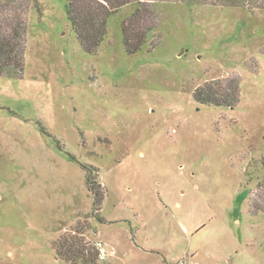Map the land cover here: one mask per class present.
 Returning <instances> with one entry per match:
<instances>
[{"label":"rangeland","instance_id":"1","mask_svg":"<svg viewBox=\"0 0 264 264\" xmlns=\"http://www.w3.org/2000/svg\"><path fill=\"white\" fill-rule=\"evenodd\" d=\"M66 7L31 0L25 71L0 77V264H73L61 237L96 264H264V11L157 1L129 54L137 3L94 52ZM212 79L234 106L195 100Z\"/></svg>","mask_w":264,"mask_h":264},{"label":"trees","instance_id":"2","mask_svg":"<svg viewBox=\"0 0 264 264\" xmlns=\"http://www.w3.org/2000/svg\"><path fill=\"white\" fill-rule=\"evenodd\" d=\"M157 1H189L206 4L214 8L237 7L250 12L264 11V0H67V15L81 46L87 52H94L108 33V20L126 5L137 3L135 10L123 21L122 32L125 49L134 54L145 45L148 34L156 24L153 5ZM31 0H0V77H21L26 67L27 33ZM239 81L212 79L196 88L194 98L198 103L232 107L239 100ZM88 186L93 191L95 208L101 209L106 189L100 191L95 176L88 175ZM94 184H97L95 188ZM66 237L54 242L60 259L77 264H96L100 260L99 249L80 248L75 259L64 255L71 253L72 246ZM71 249V251H69ZM76 249V247L74 248Z\"/></svg>","mask_w":264,"mask_h":264},{"label":"built area","instance_id":"3","mask_svg":"<svg viewBox=\"0 0 264 264\" xmlns=\"http://www.w3.org/2000/svg\"><path fill=\"white\" fill-rule=\"evenodd\" d=\"M99 249L101 251V255L104 256L105 254V249L101 243H99ZM180 264H185V262H180Z\"/></svg>","mask_w":264,"mask_h":264}]
</instances>
